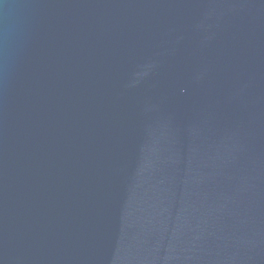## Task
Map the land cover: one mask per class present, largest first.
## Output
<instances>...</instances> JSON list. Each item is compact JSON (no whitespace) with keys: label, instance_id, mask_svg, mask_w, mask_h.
Instances as JSON below:
<instances>
[{"label":"water","instance_id":"1","mask_svg":"<svg viewBox=\"0 0 264 264\" xmlns=\"http://www.w3.org/2000/svg\"><path fill=\"white\" fill-rule=\"evenodd\" d=\"M0 264H264V0H0Z\"/></svg>","mask_w":264,"mask_h":264}]
</instances>
